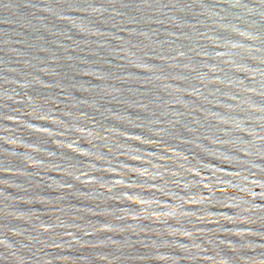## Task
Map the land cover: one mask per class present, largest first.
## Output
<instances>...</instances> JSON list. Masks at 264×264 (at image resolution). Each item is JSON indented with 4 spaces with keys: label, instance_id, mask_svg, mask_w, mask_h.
I'll use <instances>...</instances> for the list:
<instances>
[{
    "label": "water",
    "instance_id": "95a60500",
    "mask_svg": "<svg viewBox=\"0 0 264 264\" xmlns=\"http://www.w3.org/2000/svg\"><path fill=\"white\" fill-rule=\"evenodd\" d=\"M0 264H264V0H0Z\"/></svg>",
    "mask_w": 264,
    "mask_h": 264
}]
</instances>
